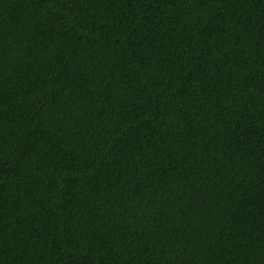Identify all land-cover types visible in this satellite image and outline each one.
<instances>
[{
  "label": "trees",
  "instance_id": "16d2710c",
  "mask_svg": "<svg viewBox=\"0 0 264 264\" xmlns=\"http://www.w3.org/2000/svg\"><path fill=\"white\" fill-rule=\"evenodd\" d=\"M0 264H264V0H0Z\"/></svg>",
  "mask_w": 264,
  "mask_h": 264
}]
</instances>
